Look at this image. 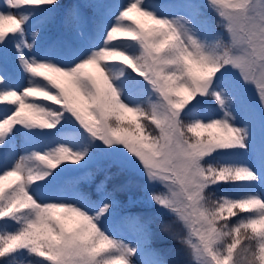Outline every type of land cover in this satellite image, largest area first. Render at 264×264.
Instances as JSON below:
<instances>
[{"label": "snow or ice", "instance_id": "1", "mask_svg": "<svg viewBox=\"0 0 264 264\" xmlns=\"http://www.w3.org/2000/svg\"><path fill=\"white\" fill-rule=\"evenodd\" d=\"M60 7H0V264H169L107 180L68 174L101 160L142 173L187 264H264V0H88L42 43Z\"/></svg>", "mask_w": 264, "mask_h": 264}, {"label": "rangeland", "instance_id": "2", "mask_svg": "<svg viewBox=\"0 0 264 264\" xmlns=\"http://www.w3.org/2000/svg\"><path fill=\"white\" fill-rule=\"evenodd\" d=\"M88 0H60L61 7L54 14L53 22L41 35V42L47 43L49 41H62L71 42L77 38V31L75 27L69 28L64 24L65 11L72 4L87 3ZM3 6V0H0V7ZM86 15H90L89 10H84ZM212 19L216 17L213 14ZM81 28L87 32L91 28V21L81 24ZM220 31V29H217ZM11 51V45H9V52ZM9 67L11 62L9 61ZM232 75H236L233 73ZM238 78V77H237ZM255 96V93H253ZM54 131V130H47ZM22 143V136L18 138ZM47 143L43 145H37L36 147L45 148ZM92 171L95 173L93 182L88 185H84L88 190H94L95 184L101 180H107V186L109 190H115L117 197L121 202V208L119 212L135 213L139 214L145 219L151 221L155 236L152 246L159 249L164 258L169 261V264H187L188 254L184 245L179 243L176 239L170 237L169 234L161 233L159 225L161 221L170 222L174 218L164 212L163 209L151 202L148 192L145 190V180L142 173L129 174L121 173L115 167H109L106 161H99L89 166L88 169H81L79 172H73L69 170V175H81L84 172ZM7 183V182H6ZM158 187V186H157ZM217 197L222 195H239L242 192L238 183H220L212 190ZM30 259V258H29ZM25 258L22 257L21 261Z\"/></svg>", "mask_w": 264, "mask_h": 264}]
</instances>
